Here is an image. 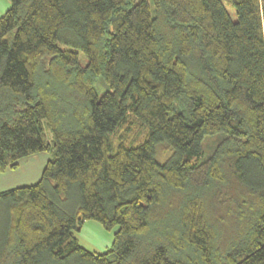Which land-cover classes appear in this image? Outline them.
Instances as JSON below:
<instances>
[{
  "label": "trees",
  "instance_id": "1",
  "mask_svg": "<svg viewBox=\"0 0 264 264\" xmlns=\"http://www.w3.org/2000/svg\"><path fill=\"white\" fill-rule=\"evenodd\" d=\"M9 1L0 172L49 158L0 191V264H264V0Z\"/></svg>",
  "mask_w": 264,
  "mask_h": 264
},
{
  "label": "rangeland",
  "instance_id": "2",
  "mask_svg": "<svg viewBox=\"0 0 264 264\" xmlns=\"http://www.w3.org/2000/svg\"><path fill=\"white\" fill-rule=\"evenodd\" d=\"M149 1L152 5V3H153L152 0H149ZM10 6H11V2L9 0H0V15L4 14ZM228 9L230 11V14L234 17L235 16L234 11L230 8H228ZM79 60H80V63L82 65H85L87 62V58L82 51L79 52ZM106 89H107V84L105 82H99L96 85V91H97V94L99 97L105 92ZM47 132L50 135L49 130H47ZM221 137H222V134H220V133L214 134V135H206L203 142H202L201 157L208 155L211 152L213 146L216 143H218V141L220 140ZM45 153L48 154L47 152H45ZM174 155H175V152L172 148H169L166 151L162 152L160 150V148L157 147V151H156L155 156H156L157 161H159L160 163H164L167 160H169L170 158H172ZM22 173L23 172L21 171V174ZM21 174H20V171L17 172L16 170L8 171V172H1L0 173V180L2 182H6V181L9 182V180H12V182H10L12 184L16 180H21L20 179L22 177ZM7 184H5V185H7ZM15 185L16 186H13V187L18 186L17 184H15ZM86 224H87L86 226H89L86 229V233L84 230V233L83 234L81 233V235L79 237H81L82 241L87 245V247H89V249H92V251H97V252L104 251V250L99 248L100 246L93 244L95 242L91 241L92 240L91 238H93L95 236L99 237L101 239V241L104 242V244L109 242L111 245V243L113 241V234H114V231L117 229V227L113 228L112 230H107L98 221H95V220H89Z\"/></svg>",
  "mask_w": 264,
  "mask_h": 264
},
{
  "label": "crops",
  "instance_id": "3",
  "mask_svg": "<svg viewBox=\"0 0 264 264\" xmlns=\"http://www.w3.org/2000/svg\"><path fill=\"white\" fill-rule=\"evenodd\" d=\"M48 158H49V155L46 154L45 152H40V153L31 155V156H28L26 158H23L19 163V167L17 169H14L17 172L20 171V174H21V171L23 172L21 174V176H22L20 178L21 180H16L12 184L10 183V182H12V180H9V182H7V181L2 182L0 180V191H3V190H6L8 188H11L13 186H16L15 184H17L18 186H21V185H28V184H33V183L37 182L41 176L42 170H43ZM8 171H13V169H9L5 172H8ZM5 184H7V185H5ZM86 223L84 224L82 229L77 233V237H78L80 243L82 242L81 244L84 247L89 249V247H87V245L82 241L81 237H79L81 235V233L82 234L84 233V230L86 233V229H87V227H89V226H86L87 225ZM91 239H92L91 241L95 242L93 244L100 246L99 248L104 250V251L106 249H108L110 246L109 242L104 244V242L101 241V239L97 236H95ZM90 250H92V249H90Z\"/></svg>",
  "mask_w": 264,
  "mask_h": 264
}]
</instances>
